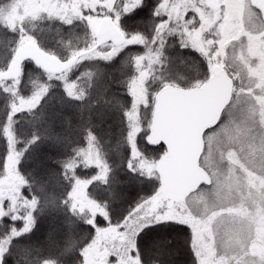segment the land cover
I'll return each mask as SVG.
<instances>
[{
    "label": "snow or ice",
    "instance_id": "obj_1",
    "mask_svg": "<svg viewBox=\"0 0 264 264\" xmlns=\"http://www.w3.org/2000/svg\"><path fill=\"white\" fill-rule=\"evenodd\" d=\"M238 7L237 17L232 0H64L58 18L81 21L88 28L82 40L68 42L66 54L24 32L15 46L5 42L0 52L5 167L13 155H20L17 143L32 147L36 141L10 140L4 133L15 128L23 111L40 106L53 80L60 81L69 96L83 98V90L71 82L83 60L114 62L125 55L135 65L137 74L126 84L130 107L151 108L167 134L159 142L148 136L143 140L150 146L163 145L156 159L138 154L129 162L131 172L158 184L154 194L116 223L103 208L95 210L108 222L106 230L115 234V264L170 258L172 242L167 237L184 231V226L191 232L192 264H264V56L243 54L257 38L264 40V0H238ZM144 13L159 21L149 34L139 31L137 18ZM94 16H103L104 22L94 21ZM229 25L239 30L230 32ZM165 34L178 37L182 48L198 52L207 72L187 89L162 80L161 90L152 94L147 77L151 64L162 63ZM157 40L161 47L154 49ZM235 43L240 44L238 50ZM135 45H143L146 55L132 54L130 46ZM105 49L110 52L105 54ZM26 61L36 66L31 72L26 71ZM33 73L38 79L33 80ZM84 75L91 79L94 74ZM28 84L33 92L24 97L22 89ZM141 86L143 96L136 92ZM6 219L13 225L17 221L11 214ZM32 227L30 219L20 230L9 227L14 243L6 251L0 247V264L27 260L31 249L21 241Z\"/></svg>",
    "mask_w": 264,
    "mask_h": 264
},
{
    "label": "trees",
    "instance_id": "obj_2",
    "mask_svg": "<svg viewBox=\"0 0 264 264\" xmlns=\"http://www.w3.org/2000/svg\"><path fill=\"white\" fill-rule=\"evenodd\" d=\"M16 1L0 0V9ZM60 1L51 0L50 9L27 19L22 25L23 31L19 25L0 20V52H3L5 42L8 47L15 46L18 34L24 32L31 33L46 47L66 54L68 42H78L77 38L82 40L88 28L81 21L73 24L71 20L65 22L58 18ZM137 19L140 20L139 31L145 34H149L153 24L159 22L147 13ZM166 36L162 37V65H151L153 69L147 78L148 92L152 94L161 90L162 80L189 88L207 72V65L200 54L195 57L191 48L180 46L178 37ZM130 48L132 54L141 55L145 51L143 45ZM144 64V70L148 71V61L145 60ZM25 65L29 72L36 67L30 61ZM136 71L135 65L129 64L125 55L117 57L114 62L83 60L71 80L83 90V98L69 96L62 83L53 80L51 91L40 106L34 111L25 110L16 117L15 128L11 129L13 139L34 140L36 143L32 147L28 143L16 144V151L20 153L17 170L24 183L13 200L6 198L3 203L0 242L7 241L6 251L8 245L14 243L10 239L9 227L20 230L30 219L32 230L21 243L30 246L31 254L23 264H84L85 248L97 237V228L107 227L108 222L101 213H96L91 219L92 214L73 204L71 192L79 180L90 179L86 193L107 212L112 223L127 215L138 202L153 195L158 188L155 181L146 182L142 176L129 170L133 156L143 154L156 159L164 150L163 145L150 146L143 142L152 126L153 113L151 108L141 106L137 152L133 154L128 119L132 97L126 84L137 74ZM88 72L94 74L91 79L84 75ZM32 75L33 80L38 79V74ZM32 91L33 86L28 84L22 89V95L25 97ZM3 105L4 97L0 95V110ZM3 116L0 111V121ZM89 142L98 147L105 161L103 174L98 166L87 164L78 154L79 149L86 148ZM4 164L5 143L0 139V178L7 173L10 161L7 167ZM8 214L17 218L14 225L6 219ZM167 239L172 242L170 258L154 257L151 264H192L190 229L184 226V231L173 233Z\"/></svg>",
    "mask_w": 264,
    "mask_h": 264
},
{
    "label": "rangeland",
    "instance_id": "obj_3",
    "mask_svg": "<svg viewBox=\"0 0 264 264\" xmlns=\"http://www.w3.org/2000/svg\"><path fill=\"white\" fill-rule=\"evenodd\" d=\"M63 3L64 0H61L60 4L58 5H62ZM232 3H233L232 13L234 16L238 17L240 14V9L238 7V0H232ZM50 6H51V0H17L9 7L0 9V20L4 21L5 23H10L13 26L19 25L22 28L23 23L27 19L40 15L45 10L50 9L51 8ZM186 18H188V16H186ZM104 19L105 18L103 16L93 17L94 21H99L100 23ZM97 27L99 28V25H97ZM233 30L238 31L239 30L238 26L229 25V31L231 32ZM21 31H23V28L21 29ZM165 36L166 35H164L163 37L165 38ZM109 43H111V41H109ZM159 45H160V41L157 40L156 42L153 43L152 47L154 49L160 48ZM235 47L238 50L240 48V44L235 43ZM163 49L164 48H162V53H163ZM192 51L195 53V57H197L196 55H198L199 53L196 52L194 49H192ZM109 52H110L109 49H105V54H108ZM243 54L245 56L251 55L254 57L264 56V40H260L259 38H257L254 43L249 44L248 48L244 51ZM141 55H146V49L144 53H142ZM151 65L152 67L156 65L161 66L162 63L159 64L153 63ZM144 71L148 72L146 70ZM32 92H30L25 97L30 96ZM136 92L138 95L141 96L144 95L142 86L137 87ZM140 107L141 106H138L135 111L130 109L128 112V119L130 123L129 140L134 155L137 152L136 135L140 130V126H139ZM6 132L10 140H13L11 129ZM78 154L81 157V159L87 164L90 165L93 164L98 166L101 174L105 172V168H106L105 161L103 160L98 147H96V145L93 142H89L86 148L79 149ZM18 156L13 155L12 159H10V166L7 173L4 175V177L0 178V214L4 212L3 203L5 202V200H7L6 198L13 200L16 194L18 193L20 186L24 183L23 178L20 176L17 170L16 164H17ZM89 181L90 179L83 181L79 180L75 185L73 191L71 192V198L73 204L76 205V207H78L80 210L86 209L88 214H92L91 219H93L94 215L96 213H99L98 211L95 210L101 207L97 205L96 202L92 201L86 193V187ZM106 229L107 227L97 228V237L84 250V254L86 257L84 264H115V257L113 256V248L116 246L115 234L107 231ZM6 246H7L6 240L0 242V247H2L4 250L6 249ZM217 247L221 248V251H223V247L219 237H217Z\"/></svg>",
    "mask_w": 264,
    "mask_h": 264
},
{
    "label": "water",
    "instance_id": "obj_4",
    "mask_svg": "<svg viewBox=\"0 0 264 264\" xmlns=\"http://www.w3.org/2000/svg\"><path fill=\"white\" fill-rule=\"evenodd\" d=\"M104 20H102L101 23H103ZM52 67H55L54 65H52ZM182 88V87H179ZM183 89H187V88H183ZM152 132L151 134H148V138L154 139L157 142H159L160 140H163L166 138V134H167V128L165 126V124L162 122V120L160 119L159 115L153 116V120H152Z\"/></svg>",
    "mask_w": 264,
    "mask_h": 264
}]
</instances>
